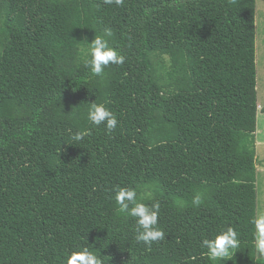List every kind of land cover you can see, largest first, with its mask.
Segmentation results:
<instances>
[{"label": "trees", "instance_id": "obj_1", "mask_svg": "<svg viewBox=\"0 0 264 264\" xmlns=\"http://www.w3.org/2000/svg\"><path fill=\"white\" fill-rule=\"evenodd\" d=\"M256 16L257 0H0V264L78 246L103 264H260ZM105 28L125 63L91 77L83 49ZM115 186L160 202L162 241L136 243ZM227 226L240 247L210 261L201 241Z\"/></svg>", "mask_w": 264, "mask_h": 264}, {"label": "clouds", "instance_id": "obj_2", "mask_svg": "<svg viewBox=\"0 0 264 264\" xmlns=\"http://www.w3.org/2000/svg\"><path fill=\"white\" fill-rule=\"evenodd\" d=\"M104 3L122 5L124 0H104ZM259 11L264 12V7H261ZM112 35V29L105 28L102 34L95 35L90 43L87 42L86 48L83 49V67L88 70L91 77L103 78L105 69L110 65L125 63L126 57L112 46L108 39ZM87 121L96 127L103 126L107 134H111L119 123L117 116L104 103L96 102L89 103ZM84 137L85 134L77 130L72 134L71 141L78 143ZM113 192V199L118 206L117 212L125 218L131 217L134 220V239L137 244L151 248L154 242L162 241L165 238L164 231L158 227L159 201L152 204L144 203V199H151V197L138 194L137 189L132 186H115ZM192 203L199 207L203 203L202 195H195ZM250 224L253 228L251 241L253 255L256 261L264 264V205H258ZM239 247V234L233 226H227L214 237L201 241V248L207 250L202 254L213 262L230 260ZM61 264H103V261L88 246H78L76 249L66 252L62 257Z\"/></svg>", "mask_w": 264, "mask_h": 264}, {"label": "rangeland", "instance_id": "obj_3", "mask_svg": "<svg viewBox=\"0 0 264 264\" xmlns=\"http://www.w3.org/2000/svg\"><path fill=\"white\" fill-rule=\"evenodd\" d=\"M261 7H264V0H257V16H256V25H257V71H258V102L262 103L264 101V12L259 11ZM261 105V104H260ZM262 109V108H261ZM264 113L260 110L259 118H258V128L257 130H262L263 135L260 136L259 140L262 139L264 141V122L263 117ZM257 134V133H256ZM258 142L256 141V150H257ZM258 169L263 170L264 168V147H258ZM261 174L263 176H261ZM257 174L258 176V188L261 191V195L258 193V202L259 205H264V195L262 196V192L264 190V173ZM258 208V205H257Z\"/></svg>", "mask_w": 264, "mask_h": 264}, {"label": "crops", "instance_id": "obj_4", "mask_svg": "<svg viewBox=\"0 0 264 264\" xmlns=\"http://www.w3.org/2000/svg\"><path fill=\"white\" fill-rule=\"evenodd\" d=\"M259 83V82H258ZM258 87H259V84H258ZM261 104V105H260ZM258 105H259V113H260V110H261V108H263L264 107V101H262V103H259L258 102ZM263 118V122H264V116L262 117ZM261 135H263V133H262V130H257V134H256V138H257V142H258V146H257V168H258V161H259V155H258V147L259 146H262V147H264V141H262V139L261 140H259V138H260V136ZM261 172L262 173H264V168H263V170H261V169H258V174H261ZM261 176H263L262 174H261ZM257 187H258V183H257ZM262 191V190H261ZM261 191L259 190V188H258V193H259V195H261ZM264 195V190H263V192H262V196ZM257 202H258V200H257ZM257 205H259V203H257Z\"/></svg>", "mask_w": 264, "mask_h": 264}]
</instances>
